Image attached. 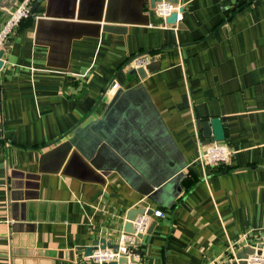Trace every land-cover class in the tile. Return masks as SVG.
<instances>
[{"label": "crops", "instance_id": "1", "mask_svg": "<svg viewBox=\"0 0 264 264\" xmlns=\"http://www.w3.org/2000/svg\"><path fill=\"white\" fill-rule=\"evenodd\" d=\"M15 4L0 8V28ZM179 4L177 22L167 23L150 0H42L9 36L0 68V264H93V242L116 246L129 211L141 207L164 216L139 238L138 264L264 253V0ZM140 53L158 68H132ZM115 96L119 109L101 128L172 147L166 169L149 172L155 189L174 179L157 200L106 162L74 153L75 143L60 147ZM215 116L234 154L207 167L197 139Z\"/></svg>", "mask_w": 264, "mask_h": 264}, {"label": "water", "instance_id": "2", "mask_svg": "<svg viewBox=\"0 0 264 264\" xmlns=\"http://www.w3.org/2000/svg\"><path fill=\"white\" fill-rule=\"evenodd\" d=\"M16 1L17 0H8L6 1V3H3L2 0H0V8L4 7L6 9H10ZM41 1L42 0L34 1L31 6L32 14L36 12V9L38 8V5ZM160 1L162 0H150L151 7L154 8ZM167 1L179 3V0ZM180 11H183V7L180 8ZM177 16V12L172 13L166 18V22H177ZM3 53L4 49H1L0 68L3 65V60L1 59ZM151 64L147 65V71H153L154 69L158 68L156 67V65ZM117 99L118 97L115 96L111 106L106 110L101 119L93 124L91 123L87 128L82 129L80 134H77L75 136L74 141H66L60 147L67 149L72 142L75 143L78 149L75 150L74 153L80 151L81 153H83V155L89 157L91 159L89 161L91 162H93L94 160L106 162L109 168L121 171L127 178H132L134 182H138V187L140 186L142 188V191H144V193L147 194L149 198L157 200V195H159L162 190H166L168 186H171L174 183V179H170L168 182L159 185L155 189V184H152V180H154V178L150 176L149 172L152 168L156 169V171L157 169H159V171L166 169L167 165L162 161V159H164L166 156L168 157V154H171L172 147L164 139H160L159 147L152 146L148 141L146 134H143L142 138L141 136L134 138L135 135L132 130H129L127 132V140H123L118 136V134L120 133L123 134V130L115 135L112 131H109V129L101 128L103 123H106L107 121L110 122L111 118L115 115L116 108L118 107L119 109L118 105L120 103H117ZM202 125L203 128L200 137L201 140H203L204 144H210L212 142L222 141L225 139L223 118H221L220 116H215L211 119H207L203 121ZM162 151L163 153H161ZM166 152L168 154H166ZM157 153L159 155H157ZM154 157L156 159L155 162ZM145 211L149 215L153 214V209L147 207L131 209L127 215L129 221L126 223L125 230L131 231L132 225L130 220L134 219L138 213H143ZM155 224L156 221L154 219L151 222L149 229L151 230V228H153ZM141 237H143V234L140 235V238ZM99 242H101V246H105L107 244L104 238H102L101 240H96L88 248V253H91L95 245L99 244ZM115 248H117V246H115ZM255 252H257V248L250 247V249H247L245 251H239L234 258L221 264H247L244 259L247 258L249 254H253ZM114 263L115 262L109 264Z\"/></svg>", "mask_w": 264, "mask_h": 264}, {"label": "built area", "instance_id": "3", "mask_svg": "<svg viewBox=\"0 0 264 264\" xmlns=\"http://www.w3.org/2000/svg\"><path fill=\"white\" fill-rule=\"evenodd\" d=\"M34 1L35 0H18L15 6L10 10L8 18L0 28V50L4 48L7 39L21 21L31 15V6ZM180 8L181 4L179 3L162 0L156 4L155 11L166 20V18L174 12H177V15L180 16ZM149 61L150 56L148 54L140 53L134 56L129 64L135 69H146ZM197 140L199 145L198 160L207 167H216L221 164L230 163L234 150L227 143L215 141L210 144H203L202 140ZM154 215L164 216V213L162 210H153L152 215L147 214L146 211L138 213L135 218L131 220L132 230L123 231L121 233L120 240L116 245L117 248L108 244L105 246L96 244L92 252L87 256L88 262L98 264H109L112 262H115L114 264H138L136 249L139 244V238L141 234L147 231ZM234 253L235 252L232 251V254ZM244 260L247 264H264V253H259L257 251L253 254H249Z\"/></svg>", "mask_w": 264, "mask_h": 264}, {"label": "trees", "instance_id": "4", "mask_svg": "<svg viewBox=\"0 0 264 264\" xmlns=\"http://www.w3.org/2000/svg\"><path fill=\"white\" fill-rule=\"evenodd\" d=\"M32 14V13H31Z\"/></svg>", "mask_w": 264, "mask_h": 264}]
</instances>
